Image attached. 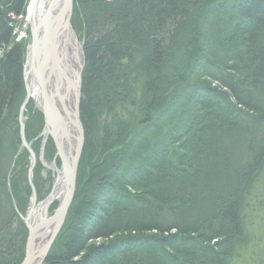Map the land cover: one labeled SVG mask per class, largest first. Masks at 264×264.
<instances>
[{"label": "trees", "instance_id": "1", "mask_svg": "<svg viewBox=\"0 0 264 264\" xmlns=\"http://www.w3.org/2000/svg\"><path fill=\"white\" fill-rule=\"evenodd\" d=\"M26 2L0 0V48L10 45L0 57V187L13 210H0V264L24 259L13 201L24 213L32 196L19 124L28 43H13L10 26ZM71 23L86 58V141L44 264H230L264 167V0H74ZM27 115L39 155L44 116L33 102ZM56 153L50 139L46 160ZM6 154L17 166L4 176Z\"/></svg>", "mask_w": 264, "mask_h": 264}, {"label": "water", "instance_id": "2", "mask_svg": "<svg viewBox=\"0 0 264 264\" xmlns=\"http://www.w3.org/2000/svg\"><path fill=\"white\" fill-rule=\"evenodd\" d=\"M49 12L41 19L33 15L31 23V44L28 48L26 63L24 65V83L26 98L20 109L19 124L21 131L22 146L31 155V166L29 169V184L32 189L31 205L28 209L24 223L29 231L25 248V257L21 264H44L53 245L62 231L77 190L78 170L82 154L85 148V129L81 121V97H82V74L85 68L84 43H79L71 25L74 0H51ZM112 1V0H108ZM34 9L35 8V1ZM74 35L77 43L81 45L83 61L76 81L71 85L70 77L67 75L66 64L61 57V39L65 32ZM32 85L38 88L42 101L44 115V130L50 134L56 145V158L60 159V169L57 173L53 191L48 198L40 203L44 207V215L38 220L33 219L37 205V192L33 183V171L37 165V157L32 150L31 144L25 136V112L32 98ZM54 96H57L66 109V115H72L71 129L73 134L58 132L59 125L54 120L57 111L54 104ZM73 96V107L67 106V98ZM72 110V111H71ZM60 119V118H59ZM57 120V119H56ZM73 141V143L71 142ZM46 142V140H45ZM68 144V147L65 145ZM65 185L64 196L59 200V205L52 216L48 215L50 206L55 200V186L62 182ZM48 239H47V238ZM47 240L40 245L41 239Z\"/></svg>", "mask_w": 264, "mask_h": 264}, {"label": "rangeland", "instance_id": "3", "mask_svg": "<svg viewBox=\"0 0 264 264\" xmlns=\"http://www.w3.org/2000/svg\"><path fill=\"white\" fill-rule=\"evenodd\" d=\"M26 10L24 14L21 15H16V14H11L10 15V19L11 16H15L16 20V30L18 33V42L17 43H23L22 42V36H26V38L30 39L29 44H27V53H26V59H27V54H28V47L31 44V25H30V21L28 18V14L30 11V2L32 0H26ZM12 28V27H11ZM73 28V26H72ZM74 30V29H73ZM12 32H14V30L12 29ZM77 39L79 41V43H82V41L80 40V36L79 34L74 30ZM21 40V41H20ZM28 43V42H26ZM10 47V45H5L4 47L0 48V51H6L8 50ZM26 63V60H25ZM133 100V105H135L136 101ZM30 102L34 103V100H30ZM29 102V104H30ZM28 104V105H29ZM23 105V104H22ZM35 106V110H39L38 106L36 103H34ZM28 107V106H27ZM20 114V113H19ZM25 118L27 119L26 122L28 121V115H27V108H26V112H25ZM45 126V125H44ZM44 130V128H43ZM42 139V143H41V149L39 152V155H37V165L33 171V182L35 179V172L39 171V184L38 186L35 184V187H39L40 188V193H37V205L44 202L48 196H50V194L53 191V187L54 184L56 182V178H57V173L54 171V167H53V163L57 162L56 160V156H55V160H51V161H47L45 162V160L42 159L43 155H42V150H44V157H46V147L47 144L49 142L50 139H48V141L45 142L44 138ZM10 138H7V148H11L10 143H9ZM23 148V146H22ZM9 154L10 151H9ZM57 154V153H56ZM43 157V158H44ZM16 161H17V156H11L8 157L7 154L5 155L3 161H2V167H1V172H3L2 174L5 173L9 174L11 172H15L16 170ZM31 163V162H30ZM31 166V165H30ZM58 169H60V166H56ZM30 169V168H29ZM29 172V171H28ZM28 181H29V173H28ZM7 183V180H6ZM5 183V186H6ZM1 184V183H0ZM2 186L0 187V210L1 212L6 216L9 213H12V208H10L9 202L7 200V196L4 193H2ZM39 188H38V192H39ZM37 190V188H36ZM13 191H10V186L8 185V190H7V194L12 196ZM27 197V196H26ZM14 199V197H13ZM26 199H28V204L27 207L25 208V212L21 213V211L18 208L17 202L13 201L14 207H15V211L18 214V217L16 218V220H20L24 223V218L26 217V214L28 212V209L31 205V200H32V196L30 195L29 197H27ZM59 205V200L57 199L49 208L48 210V215L52 216L54 211L57 209ZM9 212V213H8ZM243 218H244V224H245V231H246V235H247V240L246 243L241 246L240 248H238L237 253L235 254L234 258L231 260L230 264H264V167L261 170V172L258 174L256 180L254 181L251 189L249 190L246 198H245V203H244V208H243ZM6 220V219H5ZM25 224V223H24ZM26 227V225H25ZM14 229H16V226L14 227ZM13 229V230H14ZM26 243H25V248H26V244H27V239H28V235H29V231L26 227ZM52 250V249H51ZM25 257V255H24Z\"/></svg>", "mask_w": 264, "mask_h": 264}, {"label": "bare ground", "instance_id": "4", "mask_svg": "<svg viewBox=\"0 0 264 264\" xmlns=\"http://www.w3.org/2000/svg\"><path fill=\"white\" fill-rule=\"evenodd\" d=\"M34 1H35L36 12H34L35 11L34 3H33ZM106 1H108V0H106ZM112 1H114V0H112ZM51 2H52L51 0H32L30 2V11L28 14L30 25L32 23L33 15H36V18L41 19L44 15H46L49 12ZM109 2H111V1H109ZM73 10H74V7H73ZM72 15H73V13H72ZM72 15H71V21H72ZM71 25H72V23H71ZM18 38H19V36L17 34H15V32H12L13 43H17ZM22 42L23 43L28 42V44H29L30 39L26 38V37H22ZM59 48H60V52H61V57L63 58V62L66 64L67 75L70 77L69 80H70V83L72 85L73 82L76 81V78L78 77V73H79L80 68L82 66L83 55H82L81 45L76 42L74 35L67 31L62 36L61 47H59ZM4 52L5 51H0V57L3 56ZM32 98L34 99V103L37 104L38 109L39 110L42 109L43 105H42V101L40 98V94L38 92V88L34 85H32ZM54 104H55V107L57 109V111L55 112L54 120L56 121L57 124L59 123L58 122L59 120L62 121L61 126L59 125V127H58V132L60 131L62 134H64V133L73 134V131L70 127L71 121L73 120L72 115H69V116L66 115V113H65L66 109L63 108V105L57 96H54ZM66 104H67V106L73 107V96H69L67 98ZM132 105H133V103H132ZM26 120L27 119L25 118V122H26ZM25 136H26V133H25ZM38 138H44V140H46V141H48V139H51L53 141L52 136L50 134H48L45 130H42V132L40 133ZM71 142L73 143V141H71ZM65 145L68 147V144L66 142H65ZM31 147H32V144H31ZM55 147H56V145H55ZM23 148L26 149L25 147H23ZM42 151L44 152V150H42ZM43 152H42V155L44 157ZM43 157H42V159L45 160V162H47L48 160H46V158L45 157L43 158ZM57 159H59V158H56V160ZM59 161H60V159H59ZM30 162H31V155H30ZM30 165H31V163H30ZM52 165L54 167V171H55V169H58L56 167L57 162H54ZM60 167H61V164H60ZM34 186H35V184H34ZM35 189H36V187H35ZM64 191H65V185H64L63 181L59 182L55 186V193H54L55 200H57V199L62 200L63 196H64ZM36 192H37V190H36ZM44 207L45 206L43 204L36 205L35 212L33 215V219L36 218L38 220L39 218H41L44 215V211H45ZM46 238L41 239L42 241H41L40 245L43 244L48 239V238L47 239Z\"/></svg>", "mask_w": 264, "mask_h": 264}, {"label": "built area", "instance_id": "5", "mask_svg": "<svg viewBox=\"0 0 264 264\" xmlns=\"http://www.w3.org/2000/svg\"><path fill=\"white\" fill-rule=\"evenodd\" d=\"M16 18H15V16H11V23H10V26L12 27V29L14 30V32H15V34H17L18 35V33H17V30H16V26L17 25H15L16 24ZM22 37H26V36H22Z\"/></svg>", "mask_w": 264, "mask_h": 264}]
</instances>
